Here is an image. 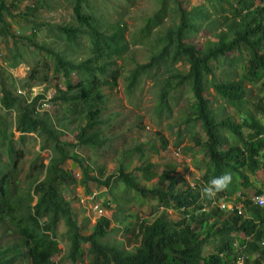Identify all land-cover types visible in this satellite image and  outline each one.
Returning <instances> with one entry per match:
<instances>
[{
	"label": "trees",
	"instance_id": "16d2710c",
	"mask_svg": "<svg viewBox=\"0 0 264 264\" xmlns=\"http://www.w3.org/2000/svg\"><path fill=\"white\" fill-rule=\"evenodd\" d=\"M46 1L32 0L14 13L18 0H0V35L9 34L13 41L4 73L7 67L16 68L22 61L28 63V57L33 58L22 80L7 72L0 80V264H18L17 259L22 264H61L62 260H54L61 252L55 232L59 222L64 224L62 237L68 242L63 259L70 264L81 260L83 243L88 245V264H233L235 240L244 246L245 264H261L253 255L259 252L264 259V247L259 243L264 239V209L246 204V217L216 208L195 213L203 200L201 189L175 190L178 181L170 176L174 165L158 177L161 183L167 182L166 190L148 188L135 176L141 171L145 180L152 179L155 174L150 162L125 172L131 162L127 156L130 152L125 150L114 174L108 175L99 165L93 175L87 159L75 149H88L93 157L102 154V149H111L112 139L105 131L114 115L106 113L110 96L104 89L116 88L130 60L134 66L124 78L126 94H133L146 77L153 83L158 116L169 113L170 98L186 112L184 123L208 161L207 172L201 174V188L227 171L232 182L216 196L250 186L249 175L254 180L260 177L256 191H264V125L260 118L264 94L252 101L245 86V82L261 85L264 91V0H202L190 10L184 7V0H154V11L141 16L140 26L127 36L126 16L133 0H66L71 9V19L66 23L52 25L26 19L35 17ZM7 17H25L30 35L10 33ZM44 26L52 37L49 44L35 41ZM196 36H204L202 45L186 43V37ZM137 44L147 48L145 63L128 55L129 46ZM50 70L64 81L62 88L55 84L56 91L47 101L60 105V111L53 110V119L45 110L40 112L41 101L46 102ZM18 81L26 94L16 89ZM34 82L45 84L44 92L29 99ZM209 88L214 95L205 97ZM213 97L221 101L216 108L212 107ZM195 128L204 133L202 142H198L201 135ZM67 131L69 141L64 139ZM30 134L40 141V151L49 152L48 162L34 159L20 179L17 163L22 150L16 145ZM137 150L141 153V146ZM69 159L81 170V183L88 193L89 183L94 182L109 193L135 191L156 204L154 212L163 208L151 222H137L138 245L133 249L104 241L111 224L107 217L99 218L90 234H81L72 207L63 197L67 185L76 183L67 170ZM88 160L93 162L92 157ZM119 201L115 196L114 202ZM103 206L112 208L107 200ZM182 207L183 217L169 221L165 209ZM186 214L192 217L189 221L184 218ZM239 232L246 238H235ZM2 237L9 239L2 243ZM211 243L213 250L204 254Z\"/></svg>",
	"mask_w": 264,
	"mask_h": 264
},
{
	"label": "rangeland",
	"instance_id": "374dc122",
	"mask_svg": "<svg viewBox=\"0 0 264 264\" xmlns=\"http://www.w3.org/2000/svg\"><path fill=\"white\" fill-rule=\"evenodd\" d=\"M6 1L10 2L11 0ZM18 1V4L14 3L16 7L14 13H18L25 5L32 4V0ZM201 2L202 0H184L183 5L187 10H190L192 7L198 6ZM155 6L154 0H133L132 7L126 16V21L129 25V30L126 32V36L134 30L135 26H140V17L144 14H151L154 11ZM26 19H36L38 22H46L52 25L66 23L71 19L70 5L66 0H47L46 3L43 2V5H40L35 17L30 16ZM6 20L9 23V30L12 34L28 35L30 31H32L30 29V24L25 20V17L20 19L16 17L14 20L7 17ZM8 35H0V80L1 75L5 76L6 72L7 74L16 77L18 80H22L33 65V58L28 57V63L22 61V63L16 68L10 69L7 67V71L4 73L3 70L6 66L5 62L10 58V50L13 47L12 38ZM185 40L186 43L194 41L196 44L202 45L205 38L204 36H196L195 38L186 37ZM35 41L38 43L46 42L47 44L52 42V37L50 36L47 26H44L38 31ZM29 50H32V48L29 47ZM128 51V55L133 56L135 61L137 60L141 64L147 62L148 53L145 45H130ZM45 58L49 61L48 56L45 55ZM120 63L121 62L118 61V64ZM133 66L134 62L127 60L124 70L121 71L120 77L117 79L116 88L111 91L104 89L105 93H108L110 96L106 113L110 112L114 115L111 126L105 131L106 133H109L112 139L111 149H102V154H97L95 157H93L89 150L85 148H76L75 151L87 159L85 161L90 164L92 168V171L90 172L93 175L96 174V167L99 165H102L106 169L108 175L114 174L116 166L119 162L123 161L122 157L126 150L130 152L127 156L131 162L129 163V166L125 167V172H130L134 168L142 166L144 162H150L152 165L151 171L155 174V178L153 177L147 181L144 179L141 171H139L138 175L135 174V179L140 185L148 188L157 186L166 190L168 186L167 182L161 183L158 180V177L164 169H170L173 167L172 165H174V170L171 172V175H173L174 178H178L175 190H184L186 188L185 182H188L191 178H197L200 183L201 174L207 172L209 168L208 161L203 154L201 146L195 144L192 133L184 123L186 112L181 109L178 104L172 103V98H170L169 113H164L163 115L158 116L155 113L157 98L153 83L146 77H142L133 94H126V80L124 78L128 74V70ZM53 74V70H50L48 73V79H50V82L47 84L48 87L45 92L46 98L44 101L46 102L41 101L42 107H40L41 109L39 108L40 112L45 110L49 113L52 119L54 118L53 110L57 108L60 111V105H54L47 101L52 98L56 91L55 84H59L60 88H62L64 84L62 77H55ZM245 86L249 89V97L252 101H258L262 98L264 91L260 90L259 86L261 85L251 86L250 83L245 82ZM44 88L45 84L39 85L37 82H34L30 92H28L29 99L43 93ZM16 89L22 90L20 81L17 82ZM16 89H13V91L17 93ZM22 93L26 94V91L22 90ZM189 94L188 91L185 93L186 96ZM205 94V97L214 95L210 88L207 89ZM213 98H215V102L212 107L216 108L221 101L216 99V97ZM224 106L226 107L227 112L234 115V111L226 105ZM260 118L264 125V114H262ZM195 131L199 132L201 135V137L198 138V142H202L204 139V133L198 128H195ZM18 135L19 134L16 133L15 138H17ZM34 136L35 134H30L27 138L16 145V148L22 150V156L17 163L18 178L20 179H24L23 176L28 171L30 164L34 159L39 158L44 164L48 162L49 152L47 150H39L40 141ZM70 138L71 134L67 131L64 139L69 141ZM138 146H141V153H139L138 150L136 151ZM90 156L92 157L93 162L88 160V158H91ZM4 158L5 157L3 156V159ZM125 163L127 162L125 161ZM67 170L71 174V177L76 179V183L67 185L63 191V197L72 207L73 216L80 227L81 234L84 236L90 234L99 217H107L110 218L111 224L109 225L108 233L104 238V241L107 240L126 250L133 249L137 246L138 235L136 224L142 219L147 220V222L152 221L157 213L156 211H153L155 203L147 202L135 191H113V193H109L105 186L97 185L94 182L89 183V189L91 192L89 195L90 192L88 193L85 189L86 186L81 183V170L70 159L67 161ZM257 178V180H254V176L249 175L251 185L248 186L250 188L246 190V194H252L255 192V187L260 186V177L258 176ZM22 185L23 184L20 183V186ZM244 187L248 188L247 186ZM117 195L120 197V201L115 203L114 198ZM106 200L112 207L111 209H107L103 206V203L106 202ZM97 205H99V207L102 206L99 213L95 208ZM205 206H208L206 197ZM167 217L174 221L179 217V214L173 210H168ZM207 220L210 219L207 218ZM126 228H129V231H126ZM64 231V224L59 222L55 232L59 240L58 246L61 252L55 256L54 260L57 262L62 260L61 264H70L69 261L63 259V256L68 250V242L62 237ZM239 237L242 238V235H239ZM8 239L9 238L2 237L1 242L4 243L6 240L8 241ZM212 244L214 243L206 246V249H204L205 254L213 250ZM82 248L83 256L81 260L77 261L75 264L89 263L87 243H83ZM15 263L22 264L18 259Z\"/></svg>",
	"mask_w": 264,
	"mask_h": 264
},
{
	"label": "clouds",
	"instance_id": "9594fccd",
	"mask_svg": "<svg viewBox=\"0 0 264 264\" xmlns=\"http://www.w3.org/2000/svg\"><path fill=\"white\" fill-rule=\"evenodd\" d=\"M170 176L173 177V175ZM174 178V177H173ZM178 181V178H175ZM232 174L230 172H223L220 175L214 176L212 179H210L207 183V185H204L203 188H201V184H202V180L200 181V183L198 182V179H194L191 178L189 179V181L185 182L186 184V188L185 189H194V190H199V188L201 189V198H203V200L201 199L200 203H198V207L195 211V213L197 212H205L207 213L208 211H210V209L212 208H216L218 211L226 213L227 212H233L236 213V215H240L242 217H246L248 216V210H247V206L246 204H249V208L251 207H257V208H261L264 209V203L259 205L257 203H255L253 201V198L255 197H263L264 199V191L262 192H257L256 191V187H255V192H253L252 194H246V190L249 189L245 188L244 186L240 187V189L234 191L233 193H231L230 195H222V196H216L217 193L227 189L229 187V185L232 182ZM191 182V183H190ZM194 183V185H193ZM184 189V190H185ZM91 194V192L89 193V195ZM205 197L207 198V205L205 206ZM221 204H223L224 206L221 207ZM156 206V204H155ZM99 205L95 206V208L97 209V212L99 213L101 210V207H99ZM160 209V210H159ZM163 210L162 207L158 208V212L160 213ZM168 210H173L176 213L179 214V217L176 219H181L183 217V212H184V208H180L178 209H173V208H167L165 209V215L167 216V211ZM187 211V208H186ZM156 213V215H158L159 213ZM100 216V215H99ZM100 218V217H99ZM185 219H187V221H189L191 217L190 214H186ZM210 222L213 221L211 218H209ZM153 220V219H152ZM174 220V221H176ZM174 222L173 220H170ZM239 235H242V238L239 237ZM235 238H239V239H244L246 238L243 233L239 232L235 234ZM260 246L264 247V239H262L260 242ZM234 247L236 249V254L234 256L233 259V264H245V259L247 258L246 252L244 251V246L240 245V243H238L237 240L234 241ZM206 249V247H205ZM264 249V248H263ZM205 254V253H204ZM253 259H257L260 261L261 264H264V259L261 260L259 252L255 253L253 255Z\"/></svg>",
	"mask_w": 264,
	"mask_h": 264
},
{
	"label": "built area",
	"instance_id": "2783aa9c",
	"mask_svg": "<svg viewBox=\"0 0 264 264\" xmlns=\"http://www.w3.org/2000/svg\"><path fill=\"white\" fill-rule=\"evenodd\" d=\"M175 154H177V153H175ZM253 201H254L255 203L259 204V205H261V204L264 203V199H263V197H255V198H253ZM223 206H224V205L221 204V207H223ZM99 211H100V210H99Z\"/></svg>",
	"mask_w": 264,
	"mask_h": 264
}]
</instances>
